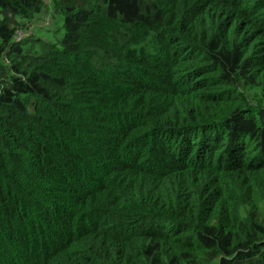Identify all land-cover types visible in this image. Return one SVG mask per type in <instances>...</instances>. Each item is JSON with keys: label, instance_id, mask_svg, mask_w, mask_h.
<instances>
[{"label": "trees", "instance_id": "trees-1", "mask_svg": "<svg viewBox=\"0 0 264 264\" xmlns=\"http://www.w3.org/2000/svg\"><path fill=\"white\" fill-rule=\"evenodd\" d=\"M0 264H264V0H0Z\"/></svg>", "mask_w": 264, "mask_h": 264}]
</instances>
